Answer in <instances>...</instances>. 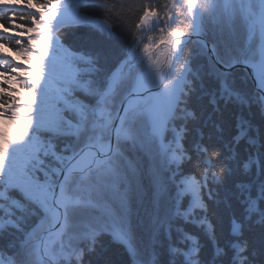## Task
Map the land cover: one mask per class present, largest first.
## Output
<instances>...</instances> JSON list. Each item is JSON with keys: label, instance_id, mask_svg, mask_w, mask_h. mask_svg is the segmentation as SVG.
Instances as JSON below:
<instances>
[{"label": "snow or ice", "instance_id": "1", "mask_svg": "<svg viewBox=\"0 0 264 264\" xmlns=\"http://www.w3.org/2000/svg\"><path fill=\"white\" fill-rule=\"evenodd\" d=\"M123 7L127 15L109 6L108 0H0V13H5L0 15V49L8 48L20 57L14 61L0 52V254L10 252V258L0 264H92L87 257L98 247L104 248L105 236L125 248L132 264H252L257 252L250 250L244 231L253 225L264 229V134L256 127V135H249L254 125L246 113H255L264 123V45L256 59L227 49L221 54L215 44L209 49L206 41H193L194 35L203 34L205 16L214 15L217 5L212 0L200 7L196 0H183V4L180 0H140L138 8L135 4ZM248 9L253 28L258 26L264 38V0L258 11L252 5ZM99 14L107 17V25L93 23ZM129 15L134 19L130 21ZM74 30L96 33L110 47L75 48L65 40ZM190 43L199 45L198 55L211 52L207 70L193 65ZM116 49V62L109 66ZM139 54L143 55L137 61ZM123 69L124 95L119 107L115 102L112 105L119 121L111 125L116 131L115 144L109 134L103 160L89 161L79 171L89 181L102 167L118 171L116 162L126 155L125 146L135 147L143 139L141 127L147 118V135L157 146L162 163L153 171L150 159L146 169L155 190V212L144 250L132 243L136 225L127 217L119 233L91 220L88 230H79L77 221L93 216V206L69 195L76 182L73 172L85 159L92 136L87 118L112 91L116 74ZM206 80L225 107L232 104L236 109L235 134L229 140H224L219 123L213 125L219 146L211 143L213 134L203 130L207 124L194 127L200 114L190 107L197 90L208 86ZM141 106L144 113L139 111ZM64 110L72 112L68 119L75 118V126L63 116L53 119L52 113ZM6 125L15 132L10 135ZM42 132L62 137V151ZM193 134L195 141L189 150L184 141ZM242 141L255 154L250 150L239 167L245 176H258L255 181L235 178ZM193 154L197 167L202 161V178L184 172ZM49 157L64 167H54L50 173ZM185 186L195 193L187 200ZM221 191L236 196L242 209L239 217L232 197L221 196ZM50 210L56 212L61 239L54 259L46 262L33 234L39 227L36 221H42ZM221 213L228 214L223 241L218 231ZM202 238L211 244L208 257L203 255Z\"/></svg>", "mask_w": 264, "mask_h": 264}, {"label": "trees", "instance_id": "2", "mask_svg": "<svg viewBox=\"0 0 264 264\" xmlns=\"http://www.w3.org/2000/svg\"><path fill=\"white\" fill-rule=\"evenodd\" d=\"M216 1V0H215ZM162 3H167V0H161ZM213 3L214 0H212ZM109 6L115 5L117 7L118 11H123L126 15L128 14V9L124 8L123 5L126 4H135V6L138 8L140 4V0H108ZM175 3V0H174ZM180 3L183 4V0H180ZM203 4H201L202 6ZM217 8L214 10V15L212 16H205L204 24L205 29L203 31V34L201 35L203 38H205L210 45H216L217 49L219 50L220 45L219 44H228L227 39L230 40L233 37H235V34H233V31L230 32V27H236L233 18L231 17V22L233 20V23L230 24L228 21L223 22L225 18L222 16L223 13L220 10V6L218 4ZM219 6V7H218ZM176 13L180 12V8L176 7L174 9ZM0 15H5V13H0ZM186 15V12H185ZM228 17V15H227ZM134 16L129 15V20H133ZM241 22V21H240ZM97 26H104L109 23L107 20V17L103 14H99L98 17L93 21ZM233 34L232 36L230 33ZM152 35L159 36V33H153ZM214 39H217L218 42L216 43ZM65 40L67 43L71 44L75 48H85V49H92L93 51L99 50V49H107L110 47L107 41L104 40V38L100 35H97L96 33H86L80 30H74L67 34L65 37ZM233 43V42H232ZM239 43V44H238ZM237 46H239L238 49H240L241 44L239 41H236ZM199 46V45H198ZM197 47L195 43H190L188 45V49H194ZM198 48V47H197ZM186 49V52L188 51ZM237 49V50H238ZM220 51V50H219ZM199 53V52H198ZM14 54V53H13ZM119 54V50L116 49V51L113 54V57L109 60V66H113L116 62V57ZM196 54V52H194ZM15 56V55H14ZM17 59H20V57L15 56ZM205 59L202 56L196 55L195 59L193 60L194 66H203V64H208L209 62V56L204 55ZM206 60V61H205ZM205 62V63H204ZM122 72H126V69H123ZM123 77V75H122ZM207 87H205L203 90L198 89L196 94L193 95L190 101V107L194 108L198 114H200V120L194 127H201L202 125L207 124L208 127H205L203 130L205 133L211 132L213 134V138L211 143L214 144V146H219L220 142L216 140V133L214 130L213 125L215 123H219L221 127L224 129V140L227 141L231 138L232 135L235 134V112L236 109L232 104H229L227 107L224 106V101L219 99V93H213L211 88V82L205 81ZM126 85H121V83L117 82L116 85H114L112 91L108 92V94L99 102L100 107L97 108L94 115H89L87 118V125L92 131V136L89 138V146H94L98 150L105 149L108 145V136L110 131V126L105 127L107 123L109 122V115L111 117L115 114V112L112 110V105L115 102L116 106H119V101L123 98L124 95V89ZM72 95L69 94L67 98V107L68 109H71L72 105ZM75 95H79L77 92ZM215 100V104L212 103V101ZM61 109H65V104L60 105ZM215 109H219V112H217ZM65 117L67 120V123L73 124L75 126V118L68 119L69 117H72V112L70 110H64L59 113H52L53 119H58L59 117ZM246 116L252 120V123L254 125L253 130L249 133V135H256V127H259L260 133L264 134V123H262L258 116L255 115V113H246ZM179 123V121H177ZM7 132L11 135L15 132V128L6 125L5 126ZM41 136H51L57 149L60 150V144L61 138H57L54 134L48 133V132H42ZM195 141V135L190 136L187 140L184 141V145L191 150V146ZM205 143H209V141H205ZM47 146L40 148L41 152H44L46 150ZM126 150V149H125ZM252 151L253 154H255V149H249L248 145L244 143L243 141L240 143L239 148L237 151L239 152V161L234 164V167L236 168V174L235 178L238 180H257L258 176H245L242 174L239 162H242L244 157L248 154L249 151ZM62 151V150H60ZM126 155L125 158L121 161L120 167L116 165L118 168V171L111 172L107 169H102L101 171L97 172L96 175L92 178L91 181L88 180L87 177L83 175V173L75 174L73 175L75 177V184L72 186L70 196L73 197H79L83 201H89L92 203L93 206V213L94 215L90 218H82L77 221V228L82 231H86L90 227L89 220H91L95 224H99L105 227H108L112 229L114 232V221H110L109 225H103L102 217L104 215L108 216L107 214L110 212L108 209H110L112 212H115L116 210L114 207L118 208V205L120 203H126L129 208H131V214L130 218L133 224L136 225L135 227V234L132 237L133 242L135 245L141 243L143 237L142 233L138 229V222L144 223V218L141 217V215H138L139 213H135V211H140L142 206L148 205L147 202L143 199V197H147L146 195H143L144 192L146 194H150V186L151 183L148 182L147 174L148 171H146V163L145 158L136 155L135 151H127L125 152ZM49 160L51 161V164L49 166V172H52V169L55 167L57 169L64 167L58 160L55 159V157H49ZM123 163V164H122ZM184 172L186 174H192L197 178H202L203 171H202V161H201V167H197L196 165V156L193 154V161L191 163H187L183 166ZM254 172H256V169H253ZM80 185L81 188H76V186ZM150 185V186H149ZM148 188V189H147ZM149 190V193L148 191ZM193 189L189 188V191L191 192ZM187 191V190H186ZM110 194L117 199L115 201L113 198L109 199ZM253 195H256V190L254 189L252 192ZM221 196L229 195L232 197L233 200V206L235 208V211L237 213V216L239 217L242 209L240 206V203L237 201V198L235 195H232V193H226L224 191H221ZM242 195V194H241ZM185 199H190L194 195L189 196V194H186L184 192ZM102 199V201H101ZM151 199V198H150ZM102 202H105L106 205L103 206ZM108 205V207H107ZM264 207V203L261 205ZM145 209H147V206H144ZM122 212V211H121ZM52 210L48 212L46 215V218L50 216ZM222 222L218 226V231L221 235V239L223 241L224 235L227 233L228 229V214L221 213ZM45 219V218H44ZM137 219V220H136ZM255 219V217H253ZM119 222V221H118ZM36 223L39 224V227L35 230L33 234V240L38 244V236L41 232L47 230L50 227V223H42V221H36ZM151 236V234H150ZM61 237V236H60ZM244 237L248 239L250 250H256L257 256L254 260H252V264H264V229H260L259 227L253 225L251 228L245 227L244 231ZM173 237H169V240H171ZM110 237L105 236L102 244L104 245V248L98 247L96 250V253H94L91 257H87V259H90L92 261V264H132L131 258L129 257V254L125 251V248L121 246L120 244H115L110 242ZM163 240V237H161ZM165 246L167 242H164ZM202 246L204 247L203 255L205 257H208L211 255V244L204 238L201 240ZM145 245V244H144ZM143 245V246H144ZM47 247L49 252L53 255V251H58V245L56 244H49L47 242ZM162 251V249H161ZM10 258V252L5 251L2 254H0V261H4Z\"/></svg>", "mask_w": 264, "mask_h": 264}, {"label": "rangeland", "instance_id": "3", "mask_svg": "<svg viewBox=\"0 0 264 264\" xmlns=\"http://www.w3.org/2000/svg\"><path fill=\"white\" fill-rule=\"evenodd\" d=\"M214 2H215V4H218L220 6V7L219 6L218 7L220 8L221 12L223 13L222 16L225 18V20H223V22L228 21L230 24H232L233 20H234V23L236 25V27H233V28L230 27L229 28V30L231 29L230 32L233 31V34H235V37H233L230 40L227 39L226 43H228V44H226V45L219 44L220 45L219 50H220L221 54H223V52L227 49V50L232 51L235 54H241V53L246 52L250 56L258 59L259 58L258 47H259L260 41H259V37L257 34L254 36L251 35V30H252L251 25H252L253 21H252V19H250L249 15H248V12H249L248 6L252 5L256 9L257 4H258V0H216V1L214 0ZM204 3H205V0H196V6L197 7H200L201 4H204ZM227 15H228V17H227ZM231 17L232 18L234 17L232 22L230 19ZM233 34L230 33L231 36ZM214 41L216 43L218 42L217 39H214ZM236 41L240 42V44H241L240 49H238L239 46H237V45L239 43L236 44ZM209 45H210V43H209ZM197 47H195L194 49L190 48V50H192L193 53L196 52V54H194L195 56L198 55V52H200V48L198 45H197ZM0 52H3L5 55L10 56V57L12 55V57H14V60H16V61L20 60V59H17L14 56L13 52L8 48L0 49ZM186 54H187V52H186ZM142 55L143 54H139L136 57L137 61L142 57ZM207 55L209 56L208 58L211 57L209 55V53H207ZM199 56H202L205 59L204 55H199ZM209 63H210V60H209L208 64H203L205 70H207ZM145 65L147 66V61H145ZM122 75H123L122 71L117 72L116 83L117 82L119 83L121 81ZM116 83H115V85H116ZM139 111H140V113H144L146 111V109L143 106H141ZM146 121H147V118L145 117V124L142 125V127H141V134H142L143 139L135 147H132L130 145L125 146V149H126L125 152L130 151V150L135 151L136 153H134V154H136V155L138 154V155L144 157L145 163H146V169L148 168L149 160L151 159L154 163L153 171H155L156 168L159 167V165L162 163V161L159 160L157 157V146L153 144L152 140L147 135V122ZM102 160L103 159H98V160H96V162L99 163ZM97 163L93 164L94 169L96 168ZM120 163H121V161H117L116 165L118 167H120L119 166ZM102 169H104V168L102 167ZM75 174L77 175L78 172L74 173L73 175H75ZM81 174H82V172L80 173V175ZM147 178H148V182L151 183V186L149 185L150 186V194H146L144 192L143 195H146L147 197L146 198L143 197V199L148 204V205H144V206H147L148 208L145 209V207L142 206V208L140 209L139 212L135 211V213H139L138 215H141V217H143L145 219L143 224L138 222V229L142 233L143 239H142L141 243L137 244L136 246L138 248H140L141 250H144L145 247L148 245L150 234H152V229L154 226L153 225V219H154V212H155V209H154L155 190H154V187H153L152 182H151L150 174H147ZM76 188L80 189L81 186L78 185V186H76ZM189 188L190 187L185 186V193L189 194V196L195 195L193 190L191 192L189 191ZM190 189H192V188H190ZM147 191L149 193V190H147ZM110 198H113L115 201H117V199L115 197H113L111 194L109 196V199ZM101 201H102V199H101ZM102 205L105 206L106 203L102 202ZM107 207H108V205H107ZM113 207L115 208L113 210H116L115 212H112L110 209H108V211H110L107 214L108 216L104 215L102 217L103 225H109L110 221H114L115 222L114 232L119 233L121 230V226H122V219L127 217L131 221V218H130L131 208H129L128 205L126 203H123V202L118 205V208H116L115 206H112V208ZM51 214H52L51 218H50V216L48 218L45 217V219L42 220V223H48V224L50 223L51 224L53 222V219H54V210H52ZM60 239H61V237L58 236L57 241H51L50 240L51 242H49V243L51 245L54 242V244L59 246ZM131 241L133 242L132 237H131ZM125 243H127V241H125Z\"/></svg>", "mask_w": 264, "mask_h": 264}, {"label": "water", "instance_id": "4", "mask_svg": "<svg viewBox=\"0 0 264 264\" xmlns=\"http://www.w3.org/2000/svg\"><path fill=\"white\" fill-rule=\"evenodd\" d=\"M200 39V40H203V41H205L204 39H202V38H200V37H197V36H193V38L192 39ZM207 44H208V46H209V49L211 48V46L209 45V43L207 42ZM209 53V55L211 56V52L209 51L208 52ZM110 135H111V143L112 144H114V139H115V129H111V132H110ZM93 151L94 153H95V159H97V158H102L103 156H102V153L104 152V151H98L96 148H94V147H86L85 148V151ZM94 159V160H95ZM58 191V190H57ZM55 216H56V212H55ZM59 226H58V224H56L55 223V225H53L52 227H51V229L50 230H48L47 232H45V233H43V234H41V236H40V239H39V242H40V252H41V254H42V257H43V259H45V260H47L48 262H50L51 260H53L52 259V257L49 255V253H48V251L46 250V248H45V245H44V241L47 239V238H49V237H52V236H54V235H57L58 234V232H57V228H58Z\"/></svg>", "mask_w": 264, "mask_h": 264}, {"label": "bare ground", "instance_id": "5", "mask_svg": "<svg viewBox=\"0 0 264 264\" xmlns=\"http://www.w3.org/2000/svg\"><path fill=\"white\" fill-rule=\"evenodd\" d=\"M259 4H260V0H258V4H257V8L256 10L258 11V8H259ZM252 30H251V35L254 36V35H258L259 37V47H258V50L260 52V47L261 45H264V38L261 37V34H260V31H259V27L257 26L256 28H253V22H252ZM251 36V37H252ZM164 73L165 74H168V68H167V65L164 66ZM116 116V115H115ZM115 120V117L114 119ZM112 120V122H113ZM115 123L117 125H119V121L118 120H115ZM115 138H116V131H115ZM85 153L87 154L85 156V159L83 161H81L80 165L78 166V169L74 172H78L79 174L81 173V171H79V168H83L85 165H87L89 163V161H93L95 159V153L93 151H85ZM54 214H55V211H54ZM56 217V216H55Z\"/></svg>", "mask_w": 264, "mask_h": 264}]
</instances>
